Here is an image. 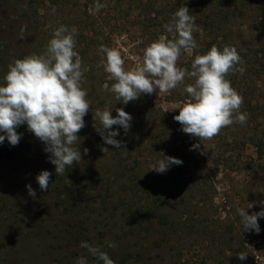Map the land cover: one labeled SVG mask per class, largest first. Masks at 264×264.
I'll use <instances>...</instances> for the list:
<instances>
[{
	"label": "rangeland",
	"instance_id": "374dc122",
	"mask_svg": "<svg viewBox=\"0 0 264 264\" xmlns=\"http://www.w3.org/2000/svg\"><path fill=\"white\" fill-rule=\"evenodd\" d=\"M23 7L0 0V86L6 83L3 77L10 64L39 55L40 50L45 52L43 48L53 36L52 13L40 25L32 21L29 12L26 20ZM130 19L144 20L138 9ZM118 24L122 26L123 21ZM109 30L104 31V46L121 52L125 70L135 69L154 37H144L137 25L122 38ZM93 34L96 41L102 39L98 32ZM98 49H93L88 57L90 63L86 64L93 70L82 64L81 86L87 92L90 110L84 117L85 127L78 133L80 143L75 145L81 152L78 164L66 168L65 176L56 175L50 153L44 151L45 144L26 124L16 129L21 134L16 146L7 139L0 144V264H76L80 256L88 264H103L80 247L82 241L106 252L115 264H264V218L258 220L257 234L243 230L237 212L239 208L249 215L261 211L264 175L257 178L249 170L236 171L229 166L228 173L222 171L213 178L216 193L206 198L205 208L198 205L199 195L182 194L178 188L171 190L168 202H149V192L138 184H149L144 160L139 163L142 169L137 171L138 178L133 176L131 163L122 161V154L134 148V140L127 138L120 148L105 144L97 131L101 124L95 111L108 108L115 117L116 109L122 108L131 117L142 118L151 104L157 111L173 113L186 101L178 86L167 94H142L133 101L140 103L144 99L146 103L130 104L125 109L117 106L114 94L105 88L115 81L108 79L101 63L105 57ZM191 55V49L185 51L180 61ZM131 128L134 129L132 125ZM113 130L119 132L115 139L121 141L124 129L114 125ZM205 158L208 162L209 157ZM43 170L51 173L47 192L40 190L36 180ZM26 185L36 192L35 198L28 194ZM210 202L217 210L209 207ZM165 216L168 221H164ZM109 242L116 246L109 247ZM241 252L247 254L245 260L238 259Z\"/></svg>",
	"mask_w": 264,
	"mask_h": 264
},
{
	"label": "clouds",
	"instance_id": "9594fccd",
	"mask_svg": "<svg viewBox=\"0 0 264 264\" xmlns=\"http://www.w3.org/2000/svg\"><path fill=\"white\" fill-rule=\"evenodd\" d=\"M102 4L96 3L99 11ZM194 18L186 6L180 7L170 23L164 25L168 33H174L173 39L160 36L143 50L142 63L133 70H125L121 52L115 48L101 45L98 51L104 54L101 63L108 79L115 81L107 91L114 94L117 101L128 104L142 94L154 92L163 94L183 84L185 80L192 83L185 85L184 91L191 99L179 109L174 120L181 125V130L191 137L211 140L222 128L234 122L246 123L247 114L239 110L243 97L226 79L229 73L244 72L242 58L235 47L224 46L220 50L213 45L206 54H197L191 64V70L177 66L182 52L197 49L193 37ZM76 29L69 30L61 25L54 31L42 55H30L16 59L9 65L6 82L0 86V144L5 139L16 146L20 139L16 129L26 124L27 129L45 144L44 151L50 153L49 161L55 166L56 175H64L66 168L81 161V152L75 146L79 141L78 133L85 127L84 117L90 110L86 99L87 92L82 88V60L75 51ZM115 117L111 109H96L95 117L100 121L98 133L105 144L114 148L121 147V141L115 139L119 132L113 130L117 125L125 133L130 130L132 117L122 108L116 109ZM200 144L192 145L198 149ZM107 150V148H104ZM88 149H84L86 154ZM175 157L163 156L153 170L164 173L173 165H182ZM51 173L41 171L37 176L41 191L49 189ZM28 194L35 198L36 192L31 185H26ZM261 211L249 215L244 208L237 209L244 231L260 232L258 220L264 218V202ZM252 207V205H251ZM250 208V207H249ZM109 247H115L112 242ZM80 247L97 257L103 264H115L109 255L98 247L82 241ZM238 259L245 260L247 254H237ZM76 264H88L84 256Z\"/></svg>",
	"mask_w": 264,
	"mask_h": 264
},
{
	"label": "trees",
	"instance_id": "16d2710c",
	"mask_svg": "<svg viewBox=\"0 0 264 264\" xmlns=\"http://www.w3.org/2000/svg\"><path fill=\"white\" fill-rule=\"evenodd\" d=\"M6 1L23 5L24 17L28 20L30 16L28 12L31 13L34 23L45 24L48 15L52 13L54 18L51 21L53 26L51 25L50 33L54 34L61 25L69 30L75 28L77 48L74 50L80 51L78 53L84 67L87 62L90 63L88 57L93 49L97 50L99 46L105 45L106 38L103 36L107 29H110L109 33L122 38L125 33H130L133 25H137L139 30L144 32V37L150 36L151 39L154 37L152 42L162 35L167 39H173L175 34L166 32L164 25L171 22L173 14L180 7L186 6L194 18L193 37L198 48L191 49L192 55L187 60L179 59L177 66L191 70L195 56L206 54L213 45L220 50L224 46L235 47L242 58V64H238L237 68L243 67L245 70L243 74L239 71L229 73L226 79L243 97L239 111L247 114V121L244 124L234 122L222 128L213 139L199 141L184 133L181 125L174 120V116L178 115L179 111L165 113L155 110L151 104L148 112L142 113V118L138 115L136 118L132 117L130 123L134 127L133 130L130 127L127 133L124 130L120 132L122 147L125 146L127 138L134 140V148L128 154H124L125 156L122 154V161L131 163L133 176L138 178V169H142L140 168L142 164L139 163L141 159L144 160L146 176H149L150 180L149 184L146 182L138 184L149 192L147 198L149 202H155L156 199L161 203L168 202L172 196L169 195L171 190L178 188L182 194L194 192L199 195L198 205L204 208L207 206L206 198L210 196L211 199V193H216L213 178H216L217 174H222V171L228 173L229 166L236 171L249 170L257 178L264 175V92H262L264 89V0ZM97 2L104 3L99 11L95 8ZM135 9L139 10L140 17L144 18L143 21H131L130 15ZM110 20L114 22L111 23ZM120 20L123 21L122 26L118 24ZM97 32L102 37L98 41L92 37L93 33L97 34ZM50 38L52 39L53 36ZM40 46L45 45L40 44ZM40 51L39 55L44 54L42 50ZM184 55L185 51L182 52L181 58ZM88 68L93 70L90 66ZM90 74L92 73H88ZM192 82L186 79L179 85L183 100L186 102L191 97L184 88ZM140 103L146 102L143 99ZM140 103L131 101L125 105L118 101L117 106L125 109L130 104ZM195 144H200V147L190 150ZM246 151H249V154H246ZM163 156L178 158L183 163L171 166L164 173L154 171V166ZM206 156L209 157L208 162H205ZM210 205L209 207L217 210L214 202H210ZM168 220L169 217L165 216L164 221Z\"/></svg>",
	"mask_w": 264,
	"mask_h": 264
}]
</instances>
